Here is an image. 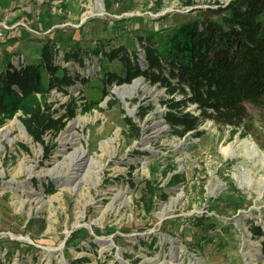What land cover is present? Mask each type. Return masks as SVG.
<instances>
[{
	"label": "rangeland",
	"instance_id": "1",
	"mask_svg": "<svg viewBox=\"0 0 264 264\" xmlns=\"http://www.w3.org/2000/svg\"><path fill=\"white\" fill-rule=\"evenodd\" d=\"M185 1L0 0V22L9 27L0 70L8 53L16 66L39 61L54 39L56 63L88 81L69 89L81 122L44 144L27 133L21 113L0 117V264H264L263 238L250 230L264 231V109L246 105L244 135L208 121L200 137L179 138L164 118L163 89L143 78L100 89L105 51L128 47L143 63L139 36L214 17L209 9L230 2ZM73 46L100 53L80 66L64 60ZM105 62L123 73L119 61ZM137 80L143 85L130 90ZM47 102L60 109L69 96L54 90ZM146 107L153 110L141 120ZM69 134L75 143L66 142ZM80 153L79 171L72 157Z\"/></svg>",
	"mask_w": 264,
	"mask_h": 264
},
{
	"label": "trees",
	"instance_id": "2",
	"mask_svg": "<svg viewBox=\"0 0 264 264\" xmlns=\"http://www.w3.org/2000/svg\"><path fill=\"white\" fill-rule=\"evenodd\" d=\"M185 5L192 6L193 0L185 1ZM208 11L215 16L207 17L200 11L198 18L166 32L139 36L143 63L136 50L128 47L105 51L99 62L105 73L102 94H107L110 85L131 84L143 78L165 91L164 118L174 136L184 138L194 133L200 137L204 133L200 128L208 121L228 126L232 133L246 134V105L264 109V0H230ZM60 44L48 39L40 48L39 61L19 66L8 53L0 70V117L21 113L23 126L37 143L44 144L46 136L58 135L76 118L79 106L69 89L77 80L84 87L88 84L56 63ZM67 49L64 60L80 66L85 64V55L100 53L75 46ZM106 58L119 61L123 73L108 71ZM54 90L69 96V102L60 109L47 102ZM151 110L146 107L138 117L144 120ZM127 123L135 126L130 119ZM250 230L254 237L263 238L264 261V231L259 225H252Z\"/></svg>",
	"mask_w": 264,
	"mask_h": 264
},
{
	"label": "bare ground",
	"instance_id": "3",
	"mask_svg": "<svg viewBox=\"0 0 264 264\" xmlns=\"http://www.w3.org/2000/svg\"><path fill=\"white\" fill-rule=\"evenodd\" d=\"M99 10V13H102L103 10L102 9H98ZM141 85H143V83L140 81V80H137L135 81L132 85H130L128 88H130V90H135L136 88H139ZM118 88V87H117ZM125 94V93H124ZM130 111V110H129ZM132 112V111H131ZM130 113V112H129ZM81 122L80 119L76 118L74 119V121L70 122V125H69V130L71 129H74L77 127V125ZM76 139H75V135L73 134H69L66 138V142L67 143H75ZM247 144V150L248 152H251L253 153L254 155H261V151L260 149L255 145V144H252V143H249V142H246ZM245 144V145H246ZM246 147V146H245ZM235 153V151H233ZM76 155V154H75ZM73 156L72 157V160L74 161V165H76L77 167H79V171L83 168V165H84V162H85V157L82 153L76 155V156ZM236 155V154H235ZM71 160V161H72ZM81 174H78L76 173V179H81ZM82 181V180H80ZM241 224H240V228H241ZM244 231V234H246V237H248V234L245 230Z\"/></svg>",
	"mask_w": 264,
	"mask_h": 264
},
{
	"label": "built area",
	"instance_id": "4",
	"mask_svg": "<svg viewBox=\"0 0 264 264\" xmlns=\"http://www.w3.org/2000/svg\"><path fill=\"white\" fill-rule=\"evenodd\" d=\"M23 25H26L25 23H23ZM9 27L4 23V22H0V38H3L5 35H6V30L8 29ZM32 32L35 33L36 30H32L30 29ZM37 33V32H36Z\"/></svg>",
	"mask_w": 264,
	"mask_h": 264
},
{
	"label": "water",
	"instance_id": "5",
	"mask_svg": "<svg viewBox=\"0 0 264 264\" xmlns=\"http://www.w3.org/2000/svg\"><path fill=\"white\" fill-rule=\"evenodd\" d=\"M200 130H202V129H200ZM260 257L263 259V254H260Z\"/></svg>",
	"mask_w": 264,
	"mask_h": 264
}]
</instances>
